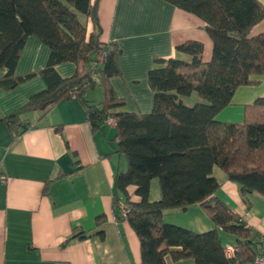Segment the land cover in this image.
<instances>
[{
	"label": "trees",
	"instance_id": "1",
	"mask_svg": "<svg viewBox=\"0 0 264 264\" xmlns=\"http://www.w3.org/2000/svg\"><path fill=\"white\" fill-rule=\"evenodd\" d=\"M165 1L205 22L212 40L211 59L201 60L203 44L196 40L176 46L177 52L191 57L189 61L156 59L147 75L152 110L134 113L115 111L125 104L110 84L120 74L121 50L116 42L100 40L97 1L0 0V69H6L0 88L13 90L35 76L46 84L25 104L0 115V121L15 138L26 128L23 114L32 109L45 112L71 98L82 104L93 129L112 117L117 152L127 162V169L114 177L113 209L116 218L127 219L136 232L141 264H174L180 259H193L196 264H253L264 240L216 195L219 183L212 168L218 166L237 183L248 209L252 194L264 200V97L243 105L240 122L215 117L231 103L239 86L255 84L253 76H264V30L252 33L255 25L264 23V4L259 0ZM28 36L49 47L48 59L40 70L18 75L16 64ZM65 62L74 63L75 71L63 78L55 67ZM96 87L102 88L103 99L95 103L86 98V92ZM193 92L202 101L185 105L182 97ZM153 178L158 179L160 196L150 201ZM129 186H135L133 193ZM120 201L127 208L126 217L120 215ZM192 204L201 206L215 228L197 232L162 221L165 210ZM104 220L103 214L98 215L96 226ZM217 228L233 237L231 244L238 248L235 259L224 255L225 244ZM97 234L102 237L103 231ZM84 237L86 233L80 231L63 244Z\"/></svg>",
	"mask_w": 264,
	"mask_h": 264
},
{
	"label": "crops",
	"instance_id": "2",
	"mask_svg": "<svg viewBox=\"0 0 264 264\" xmlns=\"http://www.w3.org/2000/svg\"><path fill=\"white\" fill-rule=\"evenodd\" d=\"M96 1L100 40L116 42L121 50L120 74L113 76L110 84L125 104L115 111L152 110L148 71L158 58L189 61L188 54L176 51V46L184 41L202 42L201 60L211 59L212 40L199 16L165 0H91ZM259 1L264 4V0ZM87 28L91 29L89 21ZM263 30L264 23L260 22L252 33ZM49 51L39 38L28 36L15 73L24 75L40 70ZM55 70L63 78L70 77L75 64L65 62ZM5 72V68L0 69V77ZM252 78L257 82L239 86L229 104L236 107H224L215 116L217 120L240 122L243 105L264 97V76ZM45 87V81L35 76L13 90L0 88V115L11 113ZM193 93L182 97L185 105L199 102L192 97ZM185 97L190 98L189 103L184 102ZM86 98L100 102L102 88L88 90ZM22 118L26 128L15 138L8 125L0 121V264H141L136 232L127 219L118 220L113 209L114 177L127 169L125 157L117 152L115 126L104 122L93 129L76 98L60 100L45 112L32 109ZM212 176L219 183L216 195L248 227L263 230V198L252 194V206L248 209L237 183L222 169L213 166ZM134 189L135 186L128 187L130 193ZM159 196L158 179L153 178L149 200L155 201ZM133 198L139 200L138 196ZM102 214L105 220L96 226L95 219ZM162 221L197 232L215 228L199 204L165 210ZM217 229L220 235L224 233ZM80 231L86 237L69 239L63 244ZM98 231H103L102 237ZM174 264L196 263L193 259H180Z\"/></svg>",
	"mask_w": 264,
	"mask_h": 264
},
{
	"label": "built area",
	"instance_id": "3",
	"mask_svg": "<svg viewBox=\"0 0 264 264\" xmlns=\"http://www.w3.org/2000/svg\"><path fill=\"white\" fill-rule=\"evenodd\" d=\"M101 60H102L101 56L97 55L96 61L100 62ZM96 61L92 65H95ZM104 122L108 123L109 125H115V120L112 117L105 118ZM118 209H119L120 215L122 217H126L128 211H127V208H126L125 204L123 203V201H120L118 203ZM259 234H260V237L264 240V229L260 230ZM237 253H238V248L235 245H233L231 243L225 244L224 255L227 258L235 259L237 257ZM253 264H264V247L262 248L260 254L255 258Z\"/></svg>",
	"mask_w": 264,
	"mask_h": 264
},
{
	"label": "rangeland",
	"instance_id": "4",
	"mask_svg": "<svg viewBox=\"0 0 264 264\" xmlns=\"http://www.w3.org/2000/svg\"><path fill=\"white\" fill-rule=\"evenodd\" d=\"M81 19L84 20V17L81 16ZM192 97L198 98L199 101H202V98L198 97L195 93L192 94ZM191 99H192V98H191ZM184 102L189 103V102H190V98L185 97V98H184ZM228 107H236V106H235V105H232V106L229 105ZM241 118H242V117H241ZM241 118H240V120H241ZM221 236H222V241H223L224 244H226V243H231L232 240H233V239H232L231 237H229L227 234L222 233V232H221Z\"/></svg>",
	"mask_w": 264,
	"mask_h": 264
}]
</instances>
